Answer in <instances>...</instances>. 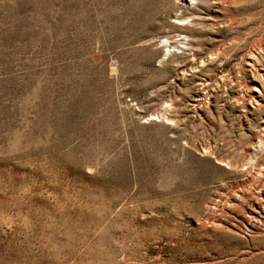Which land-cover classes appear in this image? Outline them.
Wrapping results in <instances>:
<instances>
[{
	"label": "rangeland",
	"instance_id": "obj_1",
	"mask_svg": "<svg viewBox=\"0 0 264 264\" xmlns=\"http://www.w3.org/2000/svg\"><path fill=\"white\" fill-rule=\"evenodd\" d=\"M0 264H264V0H0Z\"/></svg>",
	"mask_w": 264,
	"mask_h": 264
}]
</instances>
